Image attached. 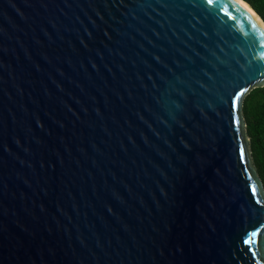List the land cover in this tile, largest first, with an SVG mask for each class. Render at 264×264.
<instances>
[{"label": "water", "instance_id": "1", "mask_svg": "<svg viewBox=\"0 0 264 264\" xmlns=\"http://www.w3.org/2000/svg\"><path fill=\"white\" fill-rule=\"evenodd\" d=\"M256 89L235 0H0V264H264Z\"/></svg>", "mask_w": 264, "mask_h": 264}, {"label": "trees", "instance_id": "2", "mask_svg": "<svg viewBox=\"0 0 264 264\" xmlns=\"http://www.w3.org/2000/svg\"><path fill=\"white\" fill-rule=\"evenodd\" d=\"M264 23V0H242ZM243 118L250 140V156L264 186V89L253 90L243 101Z\"/></svg>", "mask_w": 264, "mask_h": 264}, {"label": "snow or ice", "instance_id": "3", "mask_svg": "<svg viewBox=\"0 0 264 264\" xmlns=\"http://www.w3.org/2000/svg\"><path fill=\"white\" fill-rule=\"evenodd\" d=\"M209 2H210V0H209ZM246 91H247V89H241V90H239L237 93H235L233 95L232 106H233L234 111H236L238 109V104H239V101H240V97ZM233 123L236 124V125H239V120L238 119H234ZM240 156H241L242 160H246V151H245L243 146H241V149H240ZM253 235H255V233H253Z\"/></svg>", "mask_w": 264, "mask_h": 264}, {"label": "bare ground", "instance_id": "4", "mask_svg": "<svg viewBox=\"0 0 264 264\" xmlns=\"http://www.w3.org/2000/svg\"><path fill=\"white\" fill-rule=\"evenodd\" d=\"M236 2H238L241 6H243L247 11H249L259 22L261 28L264 30V24L262 22V20L254 13L250 10L249 6L247 4H245L242 0H235Z\"/></svg>", "mask_w": 264, "mask_h": 264}]
</instances>
